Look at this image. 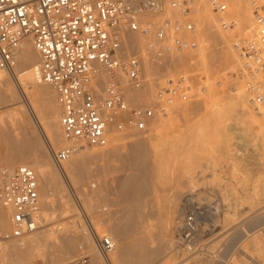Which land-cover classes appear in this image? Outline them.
Wrapping results in <instances>:
<instances>
[{"label":"built area","instance_id":"obj_1","mask_svg":"<svg viewBox=\"0 0 264 264\" xmlns=\"http://www.w3.org/2000/svg\"><path fill=\"white\" fill-rule=\"evenodd\" d=\"M171 3L183 17H164L155 22L153 19L165 10L164 0H0V68L14 73L21 42L32 37L39 53L37 80L53 86L60 105L65 142L55 148L47 141L52 158L62 169L68 194L77 209L73 219L89 230L97 251L106 258L115 248V241L96 228L93 214L63 165L86 146L107 145L114 132L148 133L154 120L174 103L188 82L186 74L158 85L154 95L129 98L127 86L144 90L146 78L141 57L127 51L124 45L127 24L133 31L155 36L157 45L149 46L157 55L195 48L196 23L190 17L194 0ZM209 3L222 27H231L234 20L227 14L228 0ZM252 5L256 33L239 41L237 49L249 73L244 81L249 102L259 109L264 107V0H253ZM144 12L150 16L141 23L138 17ZM256 70L261 73L259 78L253 75ZM20 91L25 97L21 83ZM41 210L36 170L26 163L0 165V213L10 220L9 228L0 221V264H4V243L35 232ZM199 214V207L191 210L180 227L177 244L188 250L199 246ZM89 257L85 255L68 264H84Z\"/></svg>","mask_w":264,"mask_h":264},{"label":"bare ground","instance_id":"obj_2","mask_svg":"<svg viewBox=\"0 0 264 264\" xmlns=\"http://www.w3.org/2000/svg\"><path fill=\"white\" fill-rule=\"evenodd\" d=\"M206 1L210 10V13H208L209 17L210 18L212 17L211 19H215L217 17V20L220 23L219 17L213 11L209 3V0ZM229 1L230 0H228V2ZM252 1L253 0H231V2H229L231 3V7L229 11L231 16L230 18L234 20V23L232 25V28L229 27L225 29L224 27H222L223 29L220 31L223 35H227V33L232 32V30L235 29L239 24H242L246 20L250 19L249 9L251 6H253ZM164 5H165L164 7L165 10L163 13L170 14L171 16L179 15L178 10L172 6L171 0H164ZM200 5L201 4H199L198 0H195V4L191 6L190 11L197 12V10H199L202 7ZM163 13H160L158 15L159 18L155 19V22H158L162 19L161 14ZM148 15H149L148 13L144 12L143 14H141V16L138 17V20L142 23L145 20H147ZM192 18L196 22L195 33H198L199 30L202 29V27L200 26L199 20L195 19L196 17H192ZM219 25L222 26L221 24ZM208 38L210 37L203 35L204 40L205 39L207 40ZM150 43L157 45L155 36L143 34L141 31H133L126 24L125 41H124L125 48L127 49V51H131L133 53H134L133 50L135 51L137 50V53L142 60V71L146 78V86L144 90H136L131 85L127 86L128 87L127 93L131 100L136 99V97H140L142 94H144L142 93L143 91H147L146 93L152 92L153 80L157 78L158 74L159 75L161 74L160 77H162L163 80L162 75H166V73H171L172 71L171 68L176 60L175 58L176 50L167 52L163 55H157L154 51V48L149 46ZM200 50L205 52V54L201 55L200 57H197L199 58L200 63L202 64L208 63L206 61V58L208 57V54L206 53H208V51L204 49V45L200 47ZM181 61L183 60L181 59ZM38 62H39V53L34 46L33 39L32 37H26L21 42V45L19 47L14 73L9 71L8 69L0 68V144L3 150L2 154L0 155L1 157L0 162L6 164L5 166H9V167L16 166L17 164H19V162L21 163L25 162L26 164L31 165L38 174L39 182L41 183L40 193L42 198L41 222L39 228L34 233H31L20 239H14V242H12L13 240H10L4 243L3 252H2L4 264H17L19 259L22 258H29L32 260L47 259L46 261L47 264H51L52 262H53L52 264L54 263L67 264L70 262H74L78 258L85 255L92 256L90 258V264H102V263L150 264V261L156 257L163 255L164 256L170 255V257L166 259V261H168L166 263L168 264L170 262L171 264L172 260H175L177 255L174 256L173 254L171 256L170 252L172 249L170 250L168 249L170 247L169 245H171L170 244L171 239L169 237H168L169 239H167V236L169 233L168 230L170 226L172 213H176L180 211L181 208L180 203L178 201L175 200L168 203L164 208H161L159 211L160 213L157 221L158 226H156L157 230L154 231V235L157 237L155 241L158 240L157 245H154L152 247L149 246V240L146 237H140L139 239L136 240L135 244H132L130 242V237L139 231V228L137 226L138 221H140L139 213L141 212V210H143L142 208H144L143 204L145 203L143 200L146 199V198L144 199V197L150 194L149 193L151 188L149 182L150 171L148 166L149 161L151 159V155L149 154L150 149L154 148L157 151L163 150L166 153V156L171 157L173 155L172 154L173 152L178 153L177 150H179L178 149L180 145L179 142L184 141L183 140L184 138L182 139L181 137L183 135L180 136L179 134H174L172 132L165 133L160 129V127H158V124H160L162 121L163 114H161L154 120L153 127L150 129L147 135H145V133L136 130L129 132L128 134H121L117 132L111 134L110 142L117 139L120 135L124 137H126L127 135L129 136L135 135V136L131 138L129 145L130 148L124 151V152H128L129 150V153L126 155V160L122 157V159L130 165L129 167H131L132 171L130 170V173L123 176L118 184L119 196L121 197V199L128 201L129 204L122 209L111 212L110 216L100 214L101 218L100 217L96 218V216L93 215L94 218L93 220L96 228L100 232H103V229L105 230L108 229V232L107 230L104 232L110 234L113 237L116 244L115 248L110 252L109 258L102 256L96 249V243L93 235L89 232V230H87L86 227L80 224L77 225L76 220H73L74 221L73 224L71 225L68 224L65 230L63 231L61 230L62 232H60L59 230L57 231V228L60 229V227H63L62 225L61 226L59 225L57 228L55 224H54L55 226H53V224L49 225L50 222H54L57 219L60 220L64 216H67L65 214L67 213L69 206L74 205V203H72L70 201L71 200L70 197L67 196L68 195V192L66 190L67 184L62 169L57 164H55L57 167L53 166L52 164L55 162L51 156V150L47 141H50V143L55 148H59L58 146L60 145V143L62 144L65 142V136L59 120L60 105L56 97L55 89L52 87L51 84L46 82L41 83L44 84V86H38L40 84V82H38L36 77V67L38 65ZM232 64L233 62L231 63V65ZM229 65L230 64H228V66ZM162 68L166 69L164 70L166 72H162L163 71ZM232 70H230L225 76L227 80L229 76L233 74ZM203 71L206 70L204 69ZM253 73H254L253 75L257 76L258 78L261 76V73L257 70ZM203 77L206 79L207 76L206 77L203 76ZM242 77L243 75L240 76V80L242 79ZM104 78H105V74H104ZM156 80H159V76L158 79ZM20 83L24 90V94H25V90L28 87H31L29 91L27 90L28 95H25L27 103L30 104L31 109L28 106L26 108V106H22L23 104L19 103L20 101L18 98H20V94H22V92L20 91ZM36 83L39 84L37 85ZM239 84L241 85L245 84L243 82V79ZM156 85L157 84H155V87ZM236 87L238 88V86ZM242 90L241 89L238 90L241 92H238L236 90H235L236 92L233 91L234 97H233V101L230 104H232L233 106L235 105L236 107L235 112L236 111L239 112L242 118L246 119L247 117L248 122L252 123L256 121L259 115H264V107H260L258 112H254V110L251 108L248 99L249 95L246 89L244 91ZM25 98H23L22 100H25ZM213 108H215V106L209 108L210 111L208 112L209 114H207L208 117H206L207 116L206 115L204 117L205 119L203 118V121L201 120V122L198 120L200 123L196 122L198 123L196 126L194 124L195 122L193 121L194 122V123L192 122L193 125L190 126L191 129L188 130L190 132V134L188 132L189 138L192 140L191 142H193L194 144L189 141L188 145H190L191 143V147L190 146L187 147L185 146V147L186 150L187 149L192 150L191 148H193L192 151H189L192 154V162L188 166H183V164H181L182 172L179 169H177L180 172L178 173L177 176L178 178H182L183 175H186V177L189 179L188 182H191V185H195V183L199 181L197 179L201 177V175H199V173L201 172L199 169L200 163L198 164V158L204 156L205 154L203 153V151L205 150L204 148H207L206 150L211 152L212 149L209 148H212L213 146L210 147L209 145H212V143L216 140L215 133L218 130V127L215 128L217 124H215L216 122L215 123L213 122L212 124V120L214 118L213 115H215L216 112L218 113L219 110L216 109V112L213 113V111H215V109ZM35 110H38L41 113L40 123L42 124V129L44 132L43 134H45L46 137L45 140L46 144H44V142L41 140L40 135L36 134V132L34 133L33 129L31 131V129H29L28 127L29 126L28 122L30 120V115H28V111L30 113L31 111H33L34 113ZM218 116H215V118ZM218 118L216 119L219 120ZM219 124L220 123H218V126ZM41 136L43 135L41 134ZM110 142H109V146L105 145L98 149L94 147H100V146H90V147L86 146L82 148L79 152L72 155L67 161H65L63 165V169L67 173L69 180L76 188L84 205L87 207V209L90 212L95 211L94 209V205L96 204L95 201L98 195H100V193H102V191H104L105 188L101 183L99 184V186H97L98 188H95L96 186L92 187L91 184H89V186L86 187L83 185L84 183L82 182L86 174L89 173L88 164L90 161L107 154H116V152L117 153L120 152V149L118 151V147L116 146L112 147V145L110 146ZM186 142L185 143L181 142V143L182 144L184 143L183 145H186ZM192 144L194 145V147H192L193 146ZM188 147H190V149ZM181 148L183 147L180 146V149ZM186 150L182 149L181 151L187 152ZM121 155H123V153H121ZM118 156L121 157L120 153ZM178 157L179 156L177 155L174 156V158H178ZM180 159H181L180 163L183 162L185 165L187 160L185 159L184 162L183 157H180L179 161ZM171 161L172 160L169 161L167 160L162 163H159V166H161L162 168L166 167L167 169L169 168ZM175 167L176 166H174V168ZM197 167H199L198 168L199 170L196 169ZM197 170L199 172H197ZM201 171L203 172L202 169ZM181 180L183 181V179ZM191 190L188 191L190 192ZM106 192H107V188H106ZM191 193L192 192L188 193L182 189L176 190V194L182 195L183 198L187 195L189 196V194ZM225 213L223 211L224 215ZM228 215L225 218L227 220V222L225 221L226 223H228L230 221L229 219L232 218L231 215L230 216ZM205 216H206L205 219L209 218L208 217L209 214ZM210 218L214 219L213 217ZM210 218L209 220H211ZM209 220L207 221V224L209 223ZM259 220L260 219H258V221ZM0 221L4 227L9 228L10 220L8 215L4 213H0ZM208 225L205 226L207 227ZM245 228L246 227L244 226L243 228H241L242 230L240 229L241 233H239V235H241L242 238L246 235L247 237H245V239L248 238L247 240H250L249 241L250 245L252 243V246L250 248L248 247V249H252L253 247L255 251H253L252 249L251 251H253L254 253H251V251H249L247 247H245L246 244L249 246L248 241L245 245L241 246L242 247L241 250L245 251V254L249 256L247 258L251 257L250 260L254 261V264H264V238H263L264 235L262 236L261 234H257L258 233L257 230L252 231L251 233L249 232L251 229L248 231ZM77 229H79L80 231ZM243 243L245 242L243 241L241 244ZM85 244L88 245L90 248L86 249ZM89 250L92 254L97 253L98 255L99 253L101 257L99 258L98 256H96V254L91 255V253H89ZM53 253H57V257L52 258ZM174 253H178V252H174ZM196 256H198V254ZM196 256L193 261H195ZM102 258L103 260H101ZM181 260H179L180 263ZM235 262L238 263V259L237 261L234 260L233 263ZM185 263L187 262H183V264ZM188 263L190 262L188 261ZM243 263L242 262L240 263L239 261V264H243Z\"/></svg>","mask_w":264,"mask_h":264},{"label":"rangeland","instance_id":"obj_3","mask_svg":"<svg viewBox=\"0 0 264 264\" xmlns=\"http://www.w3.org/2000/svg\"><path fill=\"white\" fill-rule=\"evenodd\" d=\"M198 2L199 4H201L200 6L202 7L197 10V12L190 11V17H196L195 19L199 20L200 26L202 27V29L199 30L198 33H195V36L198 40V45L193 49L175 51L176 60L171 68V73H166V75H162L163 80L162 77H160L161 74H158L157 78H155L158 79L159 76V80H156L154 78L155 80H153L152 83L153 93H146L147 91H143L142 93L144 94L140 96L146 97L154 95L158 83L159 85H164L165 83H167L168 80L174 79L179 75H188V82L185 84L184 88H182L181 92L176 97L174 103L170 106L169 110L163 114L161 123L158 124V127H160L163 132H172L174 134H179L180 136L183 135L181 137L182 139L184 138V141L181 142L185 143L187 140L188 141L186 142V145H183L184 143L182 144L181 142H179L180 145L179 148H177L180 151L177 150L178 153L173 152V155L171 157L166 156V153L163 150L157 151L154 148L150 149L149 154L151 155V159L148 165L150 171V194L144 197V199L146 198L145 200H143L145 203L143 204L144 208H142L143 210H141V212L139 213L140 221H138L137 223L139 233L136 232L134 235H132L130 237V242L132 244H135L136 240L140 237H146L149 240V246L152 247L154 245H157L158 240L155 241L157 237L154 235V231L157 230L156 226H158L157 221L159 218V211L161 208H164L168 203L176 200L180 203L181 208L180 211L172 213L168 230L169 233L167 236V239H171V245H169L170 247L168 248L169 250H173H171L172 253L170 252L171 256L173 254L174 256H178H176V259L178 260H172L173 264L175 262L178 263L181 259L184 260H181V263L179 262L178 264H183V262L188 263V261L190 262L188 264H235L236 262H233L234 260L237 261V259L238 263L236 264H239V261L240 263H243V260V264H254V261L250 260L251 257L247 258L249 256L245 254V251L241 250V246L245 245L247 241L249 244L250 240H247L248 238L245 239V237H247L246 235L242 238L239 233H241L240 229L245 226V229H247L248 231L251 229L249 231L251 233L252 231L257 230V234H261L262 236L264 235V115H259L256 121L250 123L248 122L247 117L246 119L242 118L239 112H235V105L233 106L232 104H230L233 101L234 92L238 91L239 89H243L242 91L245 90V84L241 85L239 83H241L242 79L244 82L245 76L248 77L249 73L246 72L244 68V61L238 52L237 43L243 39L251 37L256 33L257 25L254 16V10L253 6H251L249 9L250 19L246 20L242 24H239L235 29L232 30V32L227 33V35H223L220 31L223 28L219 25L221 23L218 22L217 17L215 16V19H211L212 17L210 18L208 15V13H210V10L207 5V1L198 0ZM229 2H231V0ZM194 4L195 0L193 5ZM230 7L231 3H229V10L227 11L229 17H231L229 13ZM161 17L179 18L183 17V15L179 13V15L171 16L170 14L163 13L161 14ZM158 18L159 16L154 18V21ZM203 35L208 36L210 38H208L207 40L205 39V41L203 39ZM203 45L204 49L208 51V53H206L208 54V57L206 58V61L208 63L206 64L200 63L199 58H197L205 54L204 51L200 50V47ZM133 51L134 53H137V50ZM181 59L183 61H181ZM232 62L234 65H231ZM228 64L230 65L228 66ZM204 69L206 71H203ZM162 70V72H166L164 71L166 69L162 68ZM230 70H232L233 74L229 76L227 80L225 76ZM234 72L236 75L234 74ZM241 75H243L244 78L242 77V79L240 80ZM203 76H207L206 79ZM36 84L38 85L39 83ZM155 84H157L156 87ZM38 86H44V84L40 83ZM236 86H238L239 89ZM30 88L31 87H28L25 90L24 95H28L27 90L29 91ZM23 98L25 97L20 94V98H18L20 101L19 103L23 104L22 106H26V108L28 106L31 109L30 104L27 103L26 98V101L22 100ZM210 106H215V108H213L215 109V111L211 109L213 113L216 112V109H218L220 112V114L219 112H216L215 115H213L214 118L212 120V124L213 122H216L215 124H217L215 128L218 127V130L215 133L216 140L212 143V145H209L210 147L213 146L212 148L208 147L209 149H212L211 152L207 151V148H204L207 152L203 149L205 151H203V153H205L204 156L198 158V164L200 163V168H196L200 169L201 173H199V175H201V177L197 179L199 181H197L195 185H191V182H188L189 179L186 177V175H183L182 178H178L177 175L178 173H180L179 170H182L181 164H183V166H188L192 162V154L189 151H192L193 148H191L192 150H186V147H191V143H193L191 142L192 140L189 138L190 132L188 130L191 129L190 126H192L194 122L196 126L198 124L196 122H201V120L203 121V118L207 114H209V108H212ZM251 108L254 110V112H258L260 109H257L252 105ZM35 112L33 113V111H31L30 113L28 111V115H30V123L28 122V127L29 129H31V131L33 129L34 133L36 132V134L40 135L41 140L44 142V144H46V137L45 134H43L44 132L42 129V124L40 123L41 113L38 110H35ZM215 116H218L219 118H216H218L219 120H217ZM206 117H208V115ZM218 123H220L219 126ZM148 133H145V135H147ZM41 134L43 136H41ZM128 136L129 135L124 137L120 135L117 139L110 142V146L112 145V147H118V151L120 149L119 153L121 157H119V153L116 152V154H107L95 158L88 164L89 173L86 174V176L84 177V180L82 182L84 183L83 185L87 187L89 186V184H91L92 187L96 186L95 188H98L97 186H99V184L101 183L105 188V190L102 191L100 195H98L95 201V211L91 212L93 215L96 216V218H101L100 214L110 216L111 212L122 209L129 204L128 201L121 199L118 193V184L121 178L130 173V170L132 171L131 167H129L130 165L122 159L123 157L126 160V155L129 153V150L128 152L124 151L130 148L129 145L131 138H133V136L135 135H130L131 137ZM189 141L191 142L190 145H188ZM61 145H63V143H60L58 147H60ZM107 145L109 146V143ZM180 146L183 148L180 149ZM101 147L102 146L94 148L98 149ZM190 147L188 148L190 149ZM192 147H194V145ZM182 149L186 150L188 153L185 151H181ZM2 151V146L0 144V155L2 154ZM121 153H123V155H121ZM176 155L179 157L174 158V156ZM180 157L184 158V162L185 159L187 160L185 165L183 162L180 163ZM167 160H172L170 162L169 168L166 169V167L162 168L161 166H159V163H162ZM178 163L179 166L181 165L180 167L178 166ZM19 164H21V162H19ZM52 164L53 166H56L55 163ZM0 165L6 164L0 162ZM173 165L176 167L174 168ZM201 169L203 170V172L201 171ZM198 170L197 172H199ZM181 179H183V181ZM178 189L185 190L188 193L192 192L191 194H189V196L187 195L189 198L192 199H189L187 196L183 198V196L180 194L177 195L176 190ZM188 190L191 191L189 192ZM67 196H69V194ZM196 207H199V211L201 212V214L197 216V220L200 224L198 235L199 246L194 250H188L186 247H184V245H178L177 240L179 237L180 227L182 225L184 217ZM76 211L77 209L75 208V206L70 205L67 213L65 214L67 216H64L60 220L57 219L54 222H50L49 225H56V228L59 225H62L63 228H57V231L59 230L60 232H62L67 228L68 224H71L72 220H76L73 219L75 217ZM223 211L224 213L226 211L225 215L228 213L229 215H227H231L232 217L229 219L230 221L228 220V223H226L227 220L225 219L227 215L225 216L223 214ZM207 214H209V218L213 217L214 219H205V215ZM258 219L260 220L258 221ZM208 220L209 225L207 224ZM205 225L208 226L206 227ZM106 230L108 232V229ZM106 230L103 229V232ZM243 241L245 243L241 244ZM12 242H14V240ZM246 245L245 247H247L248 249V247L250 248L252 246V243L251 245L249 244V246ZM87 246L88 245H86L85 247L86 249L90 248L89 246ZM252 249L248 250L251 251ZM253 251L255 250L253 249ZM253 251H251V253H254ZM89 253H91L90 250ZM95 254L99 258L101 257L99 253L98 255L97 253H91V255ZM197 254L198 256H196ZM195 256L196 259L195 261H193ZM53 257H57V253H53L52 258ZM91 257L92 256H90L88 261L84 264H90ZM169 257L170 255L156 257L150 261V264H167L166 262L168 261H166V259ZM101 260H103V258ZM46 261L47 259L32 260L29 258H22L19 259L17 264H47ZM168 264H170V262Z\"/></svg>","mask_w":264,"mask_h":264}]
</instances>
